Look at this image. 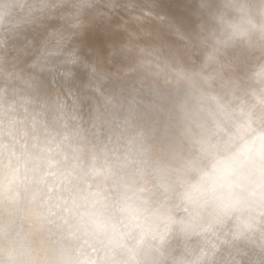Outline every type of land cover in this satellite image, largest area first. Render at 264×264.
Returning a JSON list of instances; mask_svg holds the SVG:
<instances>
[{"label":"clouds","instance_id":"clouds-1","mask_svg":"<svg viewBox=\"0 0 264 264\" xmlns=\"http://www.w3.org/2000/svg\"><path fill=\"white\" fill-rule=\"evenodd\" d=\"M0 264H264V0H0Z\"/></svg>","mask_w":264,"mask_h":264}]
</instances>
